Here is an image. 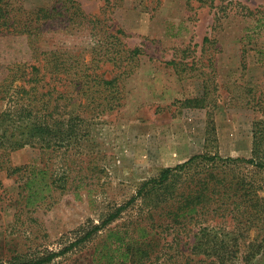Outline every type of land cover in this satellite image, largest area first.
I'll list each match as a JSON object with an SVG mask.
<instances>
[{
    "label": "rangeland",
    "instance_id": "rangeland-1",
    "mask_svg": "<svg viewBox=\"0 0 264 264\" xmlns=\"http://www.w3.org/2000/svg\"><path fill=\"white\" fill-rule=\"evenodd\" d=\"M20 1L28 11L51 9L54 19L38 38L0 34V82L16 64L33 62L35 47L62 50L80 55V66H97L104 79H119L122 100L105 113L82 107V134L71 148L0 149V263L61 252L127 204L144 181L194 155L250 159L256 136L264 163V0ZM105 48L113 57L122 52L120 67L93 55ZM133 49L139 53L130 58ZM5 108L0 100V114ZM212 123L216 140L207 143ZM15 168L20 172L11 173ZM242 172L264 197V169L242 164ZM33 176L42 198L27 206ZM135 205L106 229L124 236L139 213ZM219 224L228 238L232 224ZM106 231L51 264H92ZM240 234L235 264H246V250L264 246V222ZM250 264H264V250Z\"/></svg>",
    "mask_w": 264,
    "mask_h": 264
},
{
    "label": "trees",
    "instance_id": "trees-1",
    "mask_svg": "<svg viewBox=\"0 0 264 264\" xmlns=\"http://www.w3.org/2000/svg\"><path fill=\"white\" fill-rule=\"evenodd\" d=\"M75 10L82 15L79 7ZM51 12L48 8L28 11L20 0H0V34L38 38L47 22L54 19ZM34 50L33 62L16 64L0 82V100L6 103L0 114V149L4 151L27 145L40 146L43 151L71 148L82 134V107L105 113L121 106L119 79H104L97 66H80V55ZM115 53L113 57L110 49H93L96 58L114 60L120 67L122 52ZM128 53L133 58L139 50ZM126 73L124 69L122 75ZM77 103L74 110L72 106ZM212 125L207 143L216 140V136L211 138L216 133ZM254 139L252 158H224L217 152H205L163 168L144 181L127 204L115 207L78 242L61 252L15 258L8 264H51L79 243L95 240L103 230H107L106 235L96 243L92 264H235L241 252L240 233H249L264 222V197L259 195L263 187L253 175L242 172V164L264 169V163L257 160L256 136ZM20 170L15 168L11 173ZM36 178H27V206L38 204L42 198ZM131 205L139 213L124 236L118 230L106 229ZM210 222H216L215 227L208 226ZM219 222L232 224L228 238L223 237ZM263 250V245H251L243 260L250 264Z\"/></svg>",
    "mask_w": 264,
    "mask_h": 264
}]
</instances>
